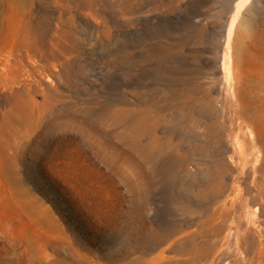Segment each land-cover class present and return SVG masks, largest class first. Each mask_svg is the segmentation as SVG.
Returning a JSON list of instances; mask_svg holds the SVG:
<instances>
[{
    "label": "rangeland",
    "instance_id": "rangeland-1",
    "mask_svg": "<svg viewBox=\"0 0 264 264\" xmlns=\"http://www.w3.org/2000/svg\"><path fill=\"white\" fill-rule=\"evenodd\" d=\"M0 264H264V0H0Z\"/></svg>",
    "mask_w": 264,
    "mask_h": 264
},
{
    "label": "bare ground",
    "instance_id": "bare-ground-1",
    "mask_svg": "<svg viewBox=\"0 0 264 264\" xmlns=\"http://www.w3.org/2000/svg\"><path fill=\"white\" fill-rule=\"evenodd\" d=\"M242 39H243L242 33L236 28V30L234 31V35L232 37L231 43H230L233 54H235V52H236L238 46L240 45Z\"/></svg>",
    "mask_w": 264,
    "mask_h": 264
}]
</instances>
